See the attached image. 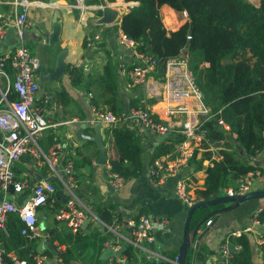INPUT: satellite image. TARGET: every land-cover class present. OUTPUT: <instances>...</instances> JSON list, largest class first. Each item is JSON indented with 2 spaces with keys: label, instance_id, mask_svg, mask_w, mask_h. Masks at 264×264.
<instances>
[{
  "label": "crops",
  "instance_id": "crops-1",
  "mask_svg": "<svg viewBox=\"0 0 264 264\" xmlns=\"http://www.w3.org/2000/svg\"><path fill=\"white\" fill-rule=\"evenodd\" d=\"M11 1L0 0V21L8 23L4 37L0 41V57L12 53L20 42L25 46L26 42L37 41L41 49L47 48L51 52L48 57H36L42 63V72L51 73L55 69L58 53L62 50L66 52L64 63L67 69L60 80L45 82L41 84L42 92L38 91L39 99L44 98V101L41 102L42 111L49 123L55 125L43 133L40 142L45 151H48L50 145H47L46 138L50 133L53 134V139L55 138L63 144L64 155L73 161L75 175L72 186H69L70 192H68L51 175L47 166L26 154L14 165L13 173L17 179L26 178L29 180L28 189L22 194H14L12 189L7 194L0 192V200L7 199L19 207L23 205L38 181L49 179L55 184L57 189L55 202L40 207L36 212L38 229L42 235V238L36 241L37 254H43L46 248L48 249V239L50 238L48 231L57 229L61 232L64 224L66 225L65 221L57 219L56 214L70 199H73L78 202L77 205H80L93 216L90 218V215L86 214V219L89 221L82 226L79 234L88 236L92 230H98L103 236H108L102 253L107 250L116 251L122 247L125 248V251L126 247L129 246L128 240L131 238V230L127 227V222L137 221L141 216H150L160 226L154 232L153 251L168 259H171L170 257L173 255L178 256L183 240V227L187 211L175 198L177 178L168 177L162 184H157L149 176L147 170L148 164L153 160L161 142H165L171 148V151L163 154V156H173L176 145L173 135H168L164 140H161L159 136L142 132L133 122L128 120L129 111L135 108L133 105L148 109L156 115L165 107V103L161 97H153L146 90L150 85L155 86L157 82L150 76L151 73L148 75L145 86H132L128 81L127 73L133 65V58L126 48L118 44L116 34L119 27L115 29L119 26L120 17L127 11V8L122 6L121 1L123 0L116 1V5L112 7L116 12V19L115 23L111 25L98 24L103 14L102 10L92 9V6H100L99 0H81L83 5L90 7L83 13L69 7L76 0H58L57 7L44 5L43 3H48L47 0H28L32 3L27 12V21L30 25L24 33V39H21L20 42L12 24L20 10L19 8L15 9ZM56 11L58 12L56 22L59 26V34L54 45H49L48 37L52 33L53 17ZM160 12L165 18L182 16L181 13H176L167 5H163ZM183 22V20L180 21L179 25ZM166 25L169 31L179 27L177 23L170 26ZM87 36L98 37L90 49L84 43ZM106 64L111 66L117 80L118 93L116 101L112 104L105 103L109 99V95L104 94L103 91L105 80L103 71ZM69 67H74L80 72V85L78 87H72L70 83L67 74ZM158 88L161 89L160 86ZM61 93L65 96H59ZM88 94L93 95L96 104L108 110L116 108V114L120 117V122L114 127L101 125L100 133L105 154L103 166L97 164L98 150L95 144L90 140L79 141L77 139L79 132L84 136H94L96 131V124L89 123ZM83 123H87L88 126L81 128ZM113 128L134 132L140 139L144 159L139 175L133 179L125 180L122 186L117 189L111 186L106 176L107 163L117 158V152L110 133H108V130ZM229 140L232 141L233 139L229 138ZM212 154L213 156L217 155V153ZM248 162L255 166L258 165L262 169L260 170L262 177L255 180L251 191L263 190L264 155L260 154L255 159L250 158ZM208 165L207 162H204L202 169L198 171H195L191 166L186 169L188 171L186 175L193 182L197 191L204 189L205 168ZM222 207L218 206L210 212ZM262 207H264V200H251L240 204L232 211L221 214L200 240L199 247L204 246L208 252L204 254V264L207 261H210L211 264H221L220 245L231 232L245 229H248L244 234H247L250 240L252 263L264 264V255L257 244V235L263 236L264 226L255 224L252 218ZM104 210L111 214L112 222L110 225L98 217L100 212L106 214ZM66 228L69 229L67 225ZM205 228L206 225L203 230ZM194 243L191 246L192 250ZM57 244L54 242L52 246ZM231 245L235 251L237 248L233 244H229V246ZM60 249L65 250V246ZM124 251L119 256L105 260L106 264H144V256L141 250H135L134 259L129 262L126 261ZM9 255L16 256L14 252H10ZM52 260L53 256L48 258L46 264H52ZM77 264H95V262L93 259L82 256L78 259ZM192 264L201 263L193 261Z\"/></svg>",
  "mask_w": 264,
  "mask_h": 264
},
{
  "label": "trees",
  "instance_id": "trees-1",
  "mask_svg": "<svg viewBox=\"0 0 264 264\" xmlns=\"http://www.w3.org/2000/svg\"><path fill=\"white\" fill-rule=\"evenodd\" d=\"M116 0H107L114 3ZM133 3L130 9L122 14L119 30L137 44V51L152 56L156 61V69L150 74L160 83L164 80L165 64L169 59L179 57L183 52L187 56L188 68L194 83L202 95L203 105L210 111L212 119L204 123V128L213 141H225L228 133L215 125L221 119L228 127L229 133L235 135L230 141L233 148L225 145L219 150L218 160L213 154L205 151L194 156L189 166L195 171L201 170L203 163L209 161L205 168L204 189L197 191L201 201H208L222 194L225 188L247 173L262 170L248 162L264 154V0L253 4L248 0H123ZM167 5L176 13L187 14L188 19L175 30H167L164 26L160 9ZM129 52V51H128ZM130 53V52H129ZM132 69L136 61L132 60ZM42 68L40 71L42 72ZM104 94L109 95L106 104L116 101L117 80L109 64L104 67ZM67 74L72 87L80 85V72L69 67ZM59 96H65L61 93ZM10 99H16L12 92ZM40 99L38 105L42 108ZM92 103L96 101L92 99ZM98 105V104H96ZM137 107L138 105H133ZM116 113V108H111ZM112 142L117 158L110 160V172L120 176L124 182L139 175L144 159L139 137L127 129H110ZM53 134L47 136V145L53 142ZM179 139L174 138L177 142ZM41 146L43 144L40 142ZM171 148L161 142L153 159L167 154ZM214 208H199L191 217L190 227L193 229ZM98 213V217L106 224L112 222L111 214ZM264 226V207L252 217ZM57 223V221L55 220ZM22 224L17 215L9 216L5 232L0 240L6 254L14 252L17 259L26 264H34L37 255V240H27L20 234ZM49 244L58 254L63 264H77L82 256L93 259L95 264H106L100 259L108 236L98 230H92L88 236L72 233L64 224L62 231L49 230ZM264 236V232L262 233ZM229 244L237 249L230 254L228 264H253L250 240L247 234L239 237H226ZM65 246V250H61ZM134 248L127 246L124 251L126 261L134 259ZM207 250L204 246L196 251L189 249L186 263L194 261L204 264ZM208 253V252H207ZM51 258L52 253L46 248L43 253ZM177 255L170 257L174 259ZM4 259L9 262L5 255ZM264 261V257H263Z\"/></svg>",
  "mask_w": 264,
  "mask_h": 264
},
{
  "label": "built area",
  "instance_id": "built-area-1",
  "mask_svg": "<svg viewBox=\"0 0 264 264\" xmlns=\"http://www.w3.org/2000/svg\"><path fill=\"white\" fill-rule=\"evenodd\" d=\"M116 1L110 5L113 7L116 5ZM248 1L253 4L258 2V0ZM121 2L122 6L127 9L135 5ZM11 4L15 9L19 8L20 10L12 22L20 42L30 25L27 21V12L32 3L28 0H12ZM43 4L49 6L48 3ZM69 7L81 13L90 8L83 5L81 0H76ZM92 9L101 10V7L92 6ZM181 14L182 20L185 22L188 19L187 14L185 12ZM7 26V22L0 21V41L4 37ZM116 36L118 44L126 48L133 60L136 61V65L127 73L129 83L132 86H145L148 75L156 69L155 59L148 54L138 52L137 44L128 39L122 31L118 30ZM97 38L96 36H87L84 39L86 47L92 48ZM40 69L38 59L21 42L8 56L0 57V192L4 194H7L10 188L14 194H22L28 189L29 180L26 178L17 179L13 173L14 165L26 154L47 166L51 175L68 192H70L69 186H72L74 181V164L68 156L64 155L63 144L54 138L47 152H44L39 144L43 133L55 126L49 123L42 108L38 106V101H40L38 91L41 86L39 82ZM157 82L155 86L150 85L146 90L153 97H161L165 107L156 115L143 107L132 108L129 111L128 120L142 132L159 137L173 135L174 138L179 139L175 142L173 156L162 155L154 158L148 164L147 170L149 176L157 184H162L168 177H176L175 198L188 211L201 200L197 197V190L193 182L186 174L180 177L181 173L189 167V162L194 156L205 151H219L221 148H214V144H223L224 141L211 140L208 131L204 128V123L212 119L213 116L203 105L202 95L194 83L185 58L169 59L165 64L163 82H159L160 84ZM12 92L16 95L14 100L10 99ZM87 98L89 123L114 127L120 122V117L116 113L92 103V94H88ZM215 125L223 132L228 133L227 137L236 138L235 135L229 133V127L221 119H217ZM211 158L219 159L217 155ZM205 162L209 164V161ZM106 176L113 188L121 187L124 182L120 176L110 172L109 166H107ZM261 177L260 170L249 172L237 179L232 187L223 190L222 194L229 197L245 195L251 191L255 180ZM56 190L55 184L49 179L40 180L33 186L22 206L18 207L7 199L0 200V234L5 232L9 216L15 214L22 224L20 234L24 238L27 240L41 239L36 212L40 207L55 202ZM77 204L78 202L70 199L56 214L57 219L66 222L72 233L80 232L87 213L93 217L90 212H86ZM253 221L255 224H260L254 219ZM209 223L210 221L206 226ZM127 227L131 230V238L128 243L134 250L143 252L144 264L178 263V256L168 259L153 251L154 232L156 228L160 227L153 218L141 216L137 221H128ZM246 231L248 229L236 230L229 235L239 237ZM257 244L264 255V236L257 237ZM230 254L229 243L225 239L219 249L221 264H228ZM5 255L9 258V262L4 259ZM34 260V264H46L48 257L44 254H37ZM56 263L63 264L58 259ZM0 264H26V262L17 259L14 255H9V253L6 254L0 240Z\"/></svg>",
  "mask_w": 264,
  "mask_h": 264
},
{
  "label": "water",
  "instance_id": "water-1",
  "mask_svg": "<svg viewBox=\"0 0 264 264\" xmlns=\"http://www.w3.org/2000/svg\"><path fill=\"white\" fill-rule=\"evenodd\" d=\"M47 1H48L49 6H52V7L56 6L57 7L58 0H47ZM99 2H100V7H101L103 14H102V17L100 18V20L98 21V24L111 25V24L115 23L116 12L113 10L112 6L110 4H108V2L106 0H99ZM57 16H58V12L56 11L55 15L53 17L52 33L48 37L49 45H54L55 41L57 40L58 34H59V26L56 22ZM24 36L25 35L23 34L22 39H24L23 38ZM65 54H66V52L63 50L58 53L57 58H56V66H55V69L53 72H51V73L41 72L40 73V75H39L40 85L45 83V82H48V81L57 82L60 80V78L62 77V75L65 73V71L67 69V66L64 63ZM184 54H185V52H184ZM185 56H186V54H185ZM181 57L185 58L183 56H181ZM39 92H42L41 86L39 88ZM87 126H88L87 123H83L81 125V128H86ZM100 129H101V124L97 123L95 126L96 131H95L94 136H84L79 132V133H77V139L79 141L90 140L95 144L96 149L98 150L97 164L100 166H103L105 164V154H104V145L102 144ZM165 138H166L165 135L160 137L161 140H164ZM186 173H188L187 170L182 172L180 177L184 176ZM10 189H12V188H10ZM251 200H264V189L251 191L245 195H235L232 197L221 194L220 196H218L216 198H213V199L208 200V201H201V202L196 203L194 206H192L186 213L185 223H184V227H183V240H182L181 246H180L179 251H178V263L177 264H185L186 263V257H187L188 251L191 248L192 244L195 242L193 250L196 251L199 248V243H200L202 236H204L205 233L210 230V228L215 224L217 218L221 214L232 211L233 209L237 208L240 204L247 202V201H251ZM218 206H225V207H222V208H219V209H216V210L210 212L208 215H206L199 222V224L197 226H195L193 229H191V227H190L191 217H192L193 213L195 212V210H197L199 208H206V207L214 208V207H218ZM88 221L89 220L85 219L82 226L86 225L88 223ZM209 221H210L209 225L206 226V228L203 230V227ZM48 249L50 250V252L52 253V256H53L52 264L56 263L57 259H58V254H57L56 250L52 247L51 244H48ZM124 249L125 248L122 247L121 249L116 250V251L107 250V251L102 253L100 258L105 261L109 258L119 256L122 254ZM229 251H230V253L234 252V247L232 245L229 246ZM206 264H211V262L207 261Z\"/></svg>",
  "mask_w": 264,
  "mask_h": 264
},
{
  "label": "rangeland",
  "instance_id": "rangeland-1",
  "mask_svg": "<svg viewBox=\"0 0 264 264\" xmlns=\"http://www.w3.org/2000/svg\"><path fill=\"white\" fill-rule=\"evenodd\" d=\"M254 4H256V2H254ZM161 16H162V14H161ZM162 19H164L163 20V23L164 22H167V23H164V26H165V28L167 27V25L166 24H168L169 26L170 25H174V24H176L177 23V25H179L180 24V21H182L181 19H182V16H180V17H177V18H173V17H164V16H162ZM184 23V22H183ZM180 26V25H179ZM167 29V28H166ZM25 46H26V48L33 54V56H35V57H41V56H45V57H48L49 55H51V52L46 48V49H41L40 48V44L37 42V41H33V42H26L25 43ZM181 56H183V57H185V59L187 60V57L185 56V54H184V52L179 56V57H181ZM39 62H40V66H42L41 64V61L39 60ZM45 90H46V88H45ZM39 144H40V142H39ZM41 145V144H40ZM225 145H227V147H230V149L231 148H233V145H232V143L230 142V140H229V138L227 137V139L223 142V144H214V148H221V149H224V147H225ZM42 147V146H41ZM42 149L44 150V152H47V151H45V149H44V147H42ZM218 151V150H217ZM211 153H216V152H211ZM40 161V160H39ZM223 207H225V206H223ZM261 225V224H260ZM258 237H260V235H257Z\"/></svg>",
  "mask_w": 264,
  "mask_h": 264
}]
</instances>
